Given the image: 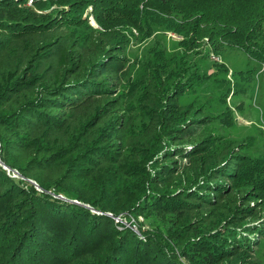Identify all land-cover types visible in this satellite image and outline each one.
<instances>
[{
	"label": "trees",
	"instance_id": "trees-1",
	"mask_svg": "<svg viewBox=\"0 0 264 264\" xmlns=\"http://www.w3.org/2000/svg\"><path fill=\"white\" fill-rule=\"evenodd\" d=\"M28 1L0 0V264H259L264 154L210 129L231 108L204 112L254 79L156 46L134 79L122 67L133 28L264 63V0Z\"/></svg>",
	"mask_w": 264,
	"mask_h": 264
},
{
	"label": "rangeland",
	"instance_id": "rangeland-1",
	"mask_svg": "<svg viewBox=\"0 0 264 264\" xmlns=\"http://www.w3.org/2000/svg\"><path fill=\"white\" fill-rule=\"evenodd\" d=\"M33 1L40 0H29L28 5H31ZM46 1V0H43ZM129 15L131 14V7H129ZM49 11H44L47 13ZM93 8L89 6L84 13V18L87 17L88 23L94 27L99 28L93 16ZM121 19H117L119 21ZM114 21V20H113ZM110 21L108 24L112 23ZM113 24H117L116 22ZM122 28V27H121ZM117 28L116 30L122 31L124 28ZM133 35H126L128 44L125 46V58L124 65L122 67V76L127 78L131 75V79H134L138 74L141 62L144 58H148L154 55V50L151 46H156L157 50H161L162 54H166L168 58H174L176 60H181L183 56H191L202 69H208L209 63L219 62L223 63L225 68L228 69V74L225 76L231 83L238 80L236 73L244 72L254 79L250 87V93L245 96H235L232 93L226 98V103L212 102L210 108H206L204 112L207 113H221L227 108H231L235 119L232 121V125L228 126V121H223L222 124L215 122L212 123L210 129L213 132L222 134L225 139L230 141L238 142H250L252 147L259 154H264V63H260L251 59L242 49L238 47H230L225 44H218L216 48L220 49L219 56L214 52L215 45L204 38L199 40L198 46H195L196 42L190 44V48L186 49L185 46L181 44L182 37L174 33L171 30H166L164 28L157 29L153 36L145 41H140L139 31L136 28L132 29ZM203 43H205L203 45ZM201 45L203 47L201 48ZM151 47V48H150ZM197 53V54H196ZM207 53L210 54L208 57L209 61L206 60ZM256 73H254V71ZM224 78V76H221ZM130 92V91H129ZM213 97H219L220 91L217 88L211 87L210 90ZM198 94V93H197ZM202 94L200 93V96ZM196 94L187 93L178 98V104L180 107L187 106L189 104H195ZM126 100V99H125ZM238 103L243 104L242 109L238 108ZM139 120L137 121V124ZM225 123V124H224ZM128 214H124L123 217H115L116 224L123 227L132 229L138 235L140 234L139 224H142L141 231H146L149 226L144 224L143 218L139 217L137 220L130 218ZM256 260L259 264H264V241L262 240L259 245V251L256 254Z\"/></svg>",
	"mask_w": 264,
	"mask_h": 264
}]
</instances>
